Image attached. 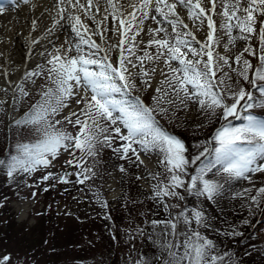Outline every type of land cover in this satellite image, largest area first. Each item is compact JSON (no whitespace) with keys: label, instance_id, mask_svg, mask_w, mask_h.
I'll use <instances>...</instances> for the list:
<instances>
[{"label":"snow or ice","instance_id":"1","mask_svg":"<svg viewBox=\"0 0 264 264\" xmlns=\"http://www.w3.org/2000/svg\"><path fill=\"white\" fill-rule=\"evenodd\" d=\"M20 2L0 0V13ZM22 3L32 9L36 7L33 0H22ZM178 4L186 9L197 31L206 24L204 40H198L192 30L184 31L189 26L177 13ZM217 5L218 0H103V4L101 0H56L53 26L39 38L31 39L30 46L54 32L61 21H67L79 41L65 40L64 45L48 52L47 65L51 67L41 64L39 71H25L13 90L12 103L15 104V90H19L22 98L27 97L29 93L25 91L24 81L47 71L50 83L41 93V100L14 121L18 128H36L40 132L39 138L33 143H17L15 154L5 153L6 158H0V167L6 169L10 178L17 173L34 172L41 165L49 167L61 150L74 156L75 149L95 157L99 154L97 144L112 148L120 160L144 165L146 172L147 165L141 159V153L145 157L150 154L157 157V163L167 175L161 178L160 173L148 172V178L157 181L152 186L151 198L168 212L169 218L151 221L153 229L164 225L162 239L152 241L159 254H153L151 258L140 256L131 264H239L232 259V254L219 253L216 243L201 231L210 227L202 208L191 211L181 208L173 216L170 210L180 206L167 202L184 200L181 189L215 201L223 185L205 177L217 165L226 180L249 179L251 182L249 173H264V118L251 111L264 110V0H219L220 11H217ZM158 16L168 21L171 31L162 25L147 29L146 34L150 37L147 47L156 45V52L152 54L145 50L143 56L136 57L140 61L138 66L125 51L129 56L134 55L135 45L144 43L143 40L137 42L136 37L145 31V21L150 19L159 25ZM213 16L219 17V21ZM109 18L115 22V27L107 26ZM85 19L95 28H90ZM36 28L37 21L33 19L32 31ZM106 32L119 33L120 39L115 44L109 43L110 38L104 35ZM130 32L132 35L127 36L128 47L125 49L124 37ZM93 36H98L100 42L92 39ZM253 36L258 39L259 54L249 45L238 54L229 55L237 40L249 41ZM82 46H86L87 51ZM112 51H117L115 60L109 55ZM244 53L255 57L258 64L253 65ZM145 59L156 61L157 67L146 69L143 66ZM159 63L163 64L159 71L165 79L154 89L159 95L153 100L159 104L164 96H169L170 104L179 101L187 106L186 102H191L210 116L226 121L212 137L215 146H210L211 142L196 144L194 148L202 149L199 154H188L185 144L159 125L153 115L154 109L146 106L139 96L129 99L134 90H140V85L145 90L152 87L149 73L155 74ZM137 68L138 72L134 74L131 69ZM233 73L238 79L233 80ZM134 75H138L139 80L134 79ZM0 90L8 91L7 88ZM254 90L259 92V98L253 94ZM75 97H79L76 103L83 107L63 118L74 127L79 126L77 134L72 135L57 127L62 121L56 117ZM7 103L0 99V106ZM160 111L164 113L167 109ZM230 117L242 120V124L233 126ZM114 140L122 142L120 147L112 146ZM197 161L200 162L198 165ZM66 163L82 169L76 173V183L84 184L96 175L79 161L68 160ZM119 171L126 173L127 169L120 165ZM70 175L72 173L65 172L59 182L68 183ZM52 177L53 173H48L42 180ZM139 179L142 177L137 176ZM261 198H264V187L258 189L252 201L259 207ZM104 206L107 207L106 203ZM143 234L144 230L138 228L137 235ZM224 235L243 234L234 229ZM0 264H11V256H0Z\"/></svg>","mask_w":264,"mask_h":264},{"label":"rangeland","instance_id":"2","mask_svg":"<svg viewBox=\"0 0 264 264\" xmlns=\"http://www.w3.org/2000/svg\"><path fill=\"white\" fill-rule=\"evenodd\" d=\"M51 2L56 4V0H51ZM19 5H23L22 0L18 5L6 8L4 12H14ZM217 11H220L219 0ZM213 19L219 21L217 16H213ZM159 21L160 24L158 25L150 19L146 20L144 24L145 31H142L136 37L137 42L143 40L144 43L135 45L134 55L129 56L127 51H125V55L138 66L140 61L136 57L143 56L145 50L152 54L156 52V45L147 47V41L150 39L146 34L147 29L162 25L171 31V26L166 20L162 21L159 19ZM197 23L199 22L197 21ZM205 29L206 24L203 29L196 30L195 35L198 40L206 38ZM184 31H188V29H184ZM160 35H163V33ZM234 35L238 36L239 33L234 32ZM66 36L67 39L63 40V45L65 40L69 42L79 41L77 36H70L68 33ZM249 45L259 54L258 39L253 36L249 41L237 40L233 52L229 53V55L238 54L244 47ZM193 46L199 47L198 45ZM82 47L87 51L86 46ZM124 47L127 49L128 41ZM100 55H103V53H100ZM109 55L114 60L117 58L114 51L110 52ZM244 56L253 65L258 64L255 57L248 53H244ZM49 58L46 54L43 59L36 61V63H31L25 71H39L38 65L41 64L51 67L47 65ZM173 63L175 64L176 62ZM159 65L163 64L159 63ZM143 66L146 69H151L152 67H157V62L145 59ZM129 67L131 68L130 65ZM227 70L225 68V71ZM25 71L22 72L16 84L20 83ZM131 71L135 74L138 72V68L131 69ZM47 75L48 73L45 71L40 75L25 80L24 88L29 95L22 98L19 90H15V100L17 101L15 104L12 103L15 86L11 90L8 89L7 92L0 90V99L8 101L7 104L0 106V157L4 153L12 152L17 143H33L39 138L40 132L36 128L24 127L20 129L9 127L14 124L15 120L27 113L32 105L41 100V93L46 90L50 83L47 80ZM149 75L153 80L155 74L150 72ZM232 75L233 80L238 79L235 73ZM133 78L139 80L138 75H134ZM163 79H165L164 76L160 78V80ZM32 81H35V83H32ZM241 84H243L242 80ZM244 86L248 87L247 85ZM156 87H160L159 81L155 85L152 83V87L146 90L143 85H140V90H134L130 94L129 99L139 96L146 106L154 109L153 115L159 125L170 134L179 138L188 149V154H199L202 149L194 148L193 145L196 144L211 142L210 146H215L212 137L216 129L227 122L210 116L201 110L198 105L191 102H186L187 106L180 104L179 101L175 104H170L168 103L169 96H164L160 103L157 104L153 100L154 96L159 95L154 91ZM253 94L259 98L260 94L258 91L254 90ZM117 98L121 97L118 96ZM77 99L79 97L69 101V107L64 108L60 115L56 117V119L62 121L57 127L72 135L77 134L79 126L74 127L63 118L69 112L77 111L83 107V104L76 103ZM161 108H166L167 111L161 113ZM256 111L264 113V110L258 108L253 113ZM244 114L246 113H242V115ZM72 119L75 120V117H72ZM229 119L232 120L233 126L242 124V120L235 121L232 117ZM121 143L119 140H114L112 146L120 147ZM97 150L99 154L95 157L88 155L87 152L82 153L75 149H73L74 156L61 150V154L52 161L49 167L44 168L41 165L38 170L34 171L36 174H57L58 180L65 172L72 173V175L67 177L69 182L65 184L66 188L73 187L77 179L76 173L82 171L80 168L68 166L66 163L68 160L83 163L84 168H91L96 175L84 182V193L76 192L68 198L54 200V193L43 197V194L41 195L39 190H36V195L33 198L24 196L19 199H9L4 208L6 215H9L10 218V242L8 244L0 243V256L10 255L11 264H56L55 260L57 259V264H131V261L140 256L151 258L153 254H159L152 241L162 239L161 227H158V230L153 229L151 218L153 216L160 217L161 211L163 212L165 209L151 198L153 196L152 186L157 181L148 178V172L160 173L161 178H163L167 175L165 169L157 163L155 155L150 154L145 157L141 153V159L146 160V172L144 165L137 166L126 160L118 159L112 148L97 144ZM133 159L135 158L133 157ZM96 161H99V163H96ZM198 163L199 161H197ZM120 165L127 169L126 173L119 171ZM194 168L195 166H193ZM109 174L117 176L118 184L121 187V194L114 204H108L103 195L102 185L105 179H108ZM248 175L251 182L249 179L226 180V175L223 174L220 167L217 169L213 168L211 172L207 173L205 178L219 181L223 185L225 192L233 197L231 205L227 207V225L222 226L220 230L224 237L215 238L214 235L216 233L211 231V228L208 229L207 234L208 238L213 240L218 246L219 253L232 254V259L236 261H238L242 253L248 260L255 259L253 264H264V198H261L259 207L252 201V197L257 196L258 189L264 187V173H256L255 175L249 173ZM137 176H141L142 179L137 180ZM142 181L145 182L144 188L140 186ZM45 189H48V186ZM180 192L181 195L185 196L184 200L170 199L167 201L169 204H178L180 206L170 210L172 215H176L181 208H185L188 211L193 208H200L196 197L189 198V193L184 192L182 189ZM102 197L104 203L101 201ZM105 203L107 207L104 206ZM244 221H248V223L245 224ZM1 225L3 226L4 223L1 222ZM147 226L151 229L149 232H146ZM138 228L144 230L143 236L137 235ZM234 229L243 235H224L225 233H231ZM0 232L1 234L4 233V227H0ZM40 234H43L44 238L50 239V245L47 243L44 247L43 244H40ZM130 235L134 238L130 239ZM149 236L151 239H149ZM13 241L22 245L15 247L13 246ZM68 244H71L69 249H67ZM43 247L44 249H42ZM49 252H51V255H46ZM53 252L59 255L53 256ZM37 253L41 254V257L36 255Z\"/></svg>","mask_w":264,"mask_h":264},{"label":"bare ground","instance_id":"3","mask_svg":"<svg viewBox=\"0 0 264 264\" xmlns=\"http://www.w3.org/2000/svg\"><path fill=\"white\" fill-rule=\"evenodd\" d=\"M101 2L103 4V0ZM33 3L36 4L35 9L30 8V6L19 5L14 12L10 11L0 14V89L7 88L11 90L19 81L22 72L31 63H36V61L46 57L49 51H53L55 47L63 45V40L67 39V33L70 36H76L71 31L67 21H61V24L57 26L54 32L49 33L38 44L30 46V40L37 39L43 35L48 28L53 26V18L56 17L55 3H52L51 0H33ZM49 10L51 11L49 12ZM176 11L184 22L188 24V30H192L196 34L193 21L188 18L186 9H183L178 4ZM158 18L162 21L164 20L163 17L158 16ZM33 19L37 21L35 31H32ZM85 22L89 24L90 28H95V25L90 20L85 19ZM106 24L109 28L115 27V22H112L111 18ZM104 35L110 38L109 43L115 44L120 39L119 33L106 32ZM128 35H132V33H127L124 37L125 43L128 41ZM92 39L96 40L97 43L100 42L98 36H93ZM114 52L117 55V51ZM29 53H31V56H29ZM41 53H45V55H41ZM159 68H163V65H159L155 73L152 80L154 85L162 77ZM4 73H7V75ZM144 161L146 160L144 159Z\"/></svg>","mask_w":264,"mask_h":264},{"label":"trees","instance_id":"4","mask_svg":"<svg viewBox=\"0 0 264 264\" xmlns=\"http://www.w3.org/2000/svg\"><path fill=\"white\" fill-rule=\"evenodd\" d=\"M254 110L256 109H253L251 111L253 112ZM253 114L264 118L263 112L256 111ZM12 127H16L15 124H12V126L9 128H12ZM19 128L23 129L24 127H19ZM7 153L15 154V149L12 150V152L9 151ZM4 154H2L0 158H6ZM219 167L220 165H217L214 169H217ZM47 174L48 173L36 174L34 172L25 173V174L17 173V174H14V176L10 178L6 174V169H4L3 167H0V227H4V233L1 234L0 232V243L8 244L10 242V231H11L10 218H9V215H6V210L4 208L6 205V202L9 199L11 198L19 199V198H23L24 196H30L31 198H33L36 195V190H39L41 195L43 194V197L46 196L47 194L54 193V197H55L54 200H59L61 198H68L69 196L73 195L76 192L84 193L85 191L84 184H79L76 182L74 183L73 187L66 188L65 184L59 182L57 178V174L53 175L52 178L46 181L42 180V177ZM45 185L46 187L48 186L47 190H44L46 188ZM193 197H196L197 200L199 201V207L204 210L208 218V224L210 225V227L208 228L201 229L203 234L209 237L207 234V231L208 229L211 228V231H214L216 233L214 235L215 238L224 237L222 236L223 234H221L220 230L222 226L224 227L227 225V221H228L227 207L231 205L232 203L231 201L233 200V197L228 195L225 192L224 188L221 190V194L217 197L215 201H208L204 197H197L194 194H189V198H193ZM101 201L104 203L103 197ZM173 216L175 215L173 214ZM168 218H169L168 212L163 210V212L161 211L160 217L153 216L151 220H161L162 221V220H167ZM1 222L4 223L3 226L1 225ZM159 227H161L162 229L164 225H160ZM156 229L158 230V228ZM150 230H151L150 227L147 226L146 232H149ZM23 237H25V235H23ZM39 241H40V244L41 245L43 244L44 247L47 243L50 245V239L44 238L43 234H40ZM21 245L22 244L16 241H13V246L20 247ZM44 247L42 249H44ZM70 247H71V244H68L67 249H69ZM50 253L51 252H49V254L47 253L46 255L50 256L51 255ZM36 255L41 257V254L39 253H37ZM52 255L57 256L59 254L58 253L54 254L53 252ZM57 260H55L56 264L58 263ZM254 261L255 259L248 260L244 255H242V253L238 259L239 264H253Z\"/></svg>","mask_w":264,"mask_h":264},{"label":"built area","instance_id":"5","mask_svg":"<svg viewBox=\"0 0 264 264\" xmlns=\"http://www.w3.org/2000/svg\"><path fill=\"white\" fill-rule=\"evenodd\" d=\"M111 183H115V178L112 176L111 179L108 181L107 188H113V192L109 193V198L113 199L117 195V190L114 187V184L111 185Z\"/></svg>","mask_w":264,"mask_h":264}]
</instances>
